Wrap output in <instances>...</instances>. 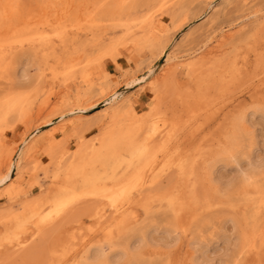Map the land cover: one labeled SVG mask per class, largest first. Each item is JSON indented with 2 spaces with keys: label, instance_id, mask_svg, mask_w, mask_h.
I'll return each instance as SVG.
<instances>
[{
  "label": "rangeland",
  "instance_id": "374dc122",
  "mask_svg": "<svg viewBox=\"0 0 264 264\" xmlns=\"http://www.w3.org/2000/svg\"><path fill=\"white\" fill-rule=\"evenodd\" d=\"M204 57L191 75L186 64ZM112 92L130 107L104 112ZM163 121L182 132L140 183L126 179L127 197L114 208L92 196L85 179L114 188V163L127 158H93L108 133L147 140ZM26 133L51 148L25 158L23 193L9 185L0 196V264H95L102 251L107 264H264V178L240 185L264 161V0H0V173ZM61 193L69 205L55 203Z\"/></svg>",
  "mask_w": 264,
  "mask_h": 264
},
{
  "label": "bare ground",
  "instance_id": "6f19581e",
  "mask_svg": "<svg viewBox=\"0 0 264 264\" xmlns=\"http://www.w3.org/2000/svg\"><path fill=\"white\" fill-rule=\"evenodd\" d=\"M123 1V0H122ZM66 3V2H65ZM124 3V2H123ZM122 3V4H123ZM35 5V4H34ZM122 6V5H121ZM34 8V7H33ZM81 8H82V6H81ZM10 9V8H9ZM46 9V8H45ZM67 10V9H66ZM84 10V9H83ZM7 11V10H6ZM10 11H12V10H10ZM78 11H79V9L77 8V10H76V13H78ZM7 13H10V12H8L7 11ZM30 13V12H29ZM11 14H13V13H11ZM10 15V14H9ZM59 17V16H58ZM67 18V17H66ZM82 18V17H81ZM83 20V19H82ZM51 27H52V25H51ZM219 35V34H218ZM211 41V40H210ZM216 41V40H215ZM222 42V41H221ZM210 44V43H209ZM222 44V43H221ZM221 46V45H220ZM223 47V46H222ZM219 48V47H218ZM219 49H217V51H218ZM210 52H208V54H207V56H208V58H209V56H212L215 52H216V49H214V50H209ZM166 56V58H167V60H166V65H165V67L164 68H162L161 70H165V68L167 69V67L166 66H168L169 65V63L170 62H172L173 61V59L171 60L170 59V55L167 53V54H165L164 53V50L161 52V57L162 56ZM204 55V54H203ZM160 56V55H159ZM158 56V57H159ZM198 56V55H197ZM201 56H202V54H201ZM203 57V56H202ZM206 57H204V58H202L203 60H205V63H204V61L203 60H200V58H199V60H200V62L198 61V63H195V64H192L191 66H189L188 64H186V67L189 69V73L192 75L193 73H195L197 70H198V68H202L201 70H205V64H206V59H205ZM175 59V58H174ZM188 59V58H187ZM184 60H186V59H184ZM201 61H203V62H201ZM208 61V60H207ZM233 62V61H232ZM177 63V62H176ZM180 62H178L177 64H175V62H173L172 64L173 65H176L175 67H173L172 68V65L169 67V69L168 70H170V71H172L173 73H175L176 75L178 74V71H179V69H181V65L182 64H184V61H182L180 64H179ZM187 63V62H186ZM190 63V62H189ZM225 63V62H224ZM17 65V64H16ZM209 65V64H208ZM208 65H207V67H208ZM221 65V64H220ZM223 65V64H222ZM221 65V66H222ZM217 67V66H216ZM221 68V67H220ZM231 68V67H230ZM246 68V67H245ZM175 69V70H174ZM210 69V68H209ZM150 70V71H149ZM148 71H149V78H152V77H157V73H156V70H155V72H154V70L153 69H149ZM167 71V70H166ZM186 71H187V69H186ZM199 71H200V69H199ZM207 71V70H206ZM210 71H211V69H210ZM169 72V71H168ZM170 73L171 74V76L173 77V73ZM165 73V72H164ZM199 73V72H198ZM214 73V72H213ZM159 74V73H158ZM167 74V72L165 73V75ZM186 74H188L187 72H186ZM200 74H201V72H200ZM204 74V73H203ZM30 75V74H29ZM169 75V74H168ZM167 75V76H168ZM176 75H174V76H176ZM167 76H165L166 78H167ZM170 76V75H169ZM203 76V75H202ZM177 77V76H176ZM204 77V76H203ZM12 78V77H11ZM153 79V78H152ZM164 79V78H163ZM139 80V79H138ZM147 80H148V77H144L143 79H140L139 81H140V83H144L145 84V82H146V84H148L147 83ZM166 80V79H165ZM166 82V81H165ZM137 83V82H136ZM150 83H151V81H150ZM163 83H164V81H163ZM207 83V82H206ZM151 86H153V88H154V85H155V83L153 84V83H151L150 84ZM213 85V84H212ZM15 86V85H14ZM153 88H152V90H153ZM155 88H157L156 86H155ZM203 88V87H202ZM203 89H205V88H203ZM202 90V89H201ZM114 92V91H113ZM112 92V94H108V97L106 98V99H104V101L102 102V104H105V106L107 107V109H105L104 110V112H107V111H109V110H117L121 105H126L125 104V101H127V99H119L120 98V96H118L117 95V93H113ZM117 92V91H116ZM189 92V91H188ZM202 93V92H201ZM199 94H200V92H199ZM43 96V95H42ZM51 97V96H50ZM121 97H123V96H121ZM48 98V97H47ZM131 98V97H130ZM50 99L51 98H48V100H46V101H50ZM133 99V98H132ZM130 100V99H129ZM209 100V99H208ZM131 103V101H129V102H127V104H128V108L130 107V104ZM51 105H52V102H51ZM50 105V106H51ZM49 106V107H50ZM85 107H87V106H85ZM84 107V110L86 109V110H89L90 108H93L94 107V105H90V107H88V108H85ZM96 107V106H95ZM80 109V108H79ZM81 110V109H80ZM112 110V111H113ZM134 110V109H133ZM136 111V110H135ZM82 112H83V110H82ZM85 112V111H84ZM118 113L119 112H117V115H118ZM157 113V112H156ZM166 113H167V111H166ZM248 113V112H247ZM246 113V114H247ZM115 114V113H114ZM122 114V113H121ZM127 115V114H126ZM119 116V115H118ZM237 116V115H236ZM244 116V115H243ZM245 117V116H244ZM126 118V117H125ZM66 119V118H65ZM121 119V118H120ZM245 119V118H244ZM67 120V119H66ZM126 121V120H125ZM67 122V121H66ZM164 122V121H163ZM168 122V121H167ZM238 122H239V120H238ZM247 122V121H246ZM65 123V122H64ZM165 123V122H164ZM163 123V126H160V125H158V124H156V125H154L153 127H152V130H150V132H151V136L150 137H152V138H150V139H147V140H140V137H143V136H140L139 137V133L137 132L138 131V129L137 130H135V129H130V128H123L124 129V131L122 132V133H120V135L119 134H117V133H115V132H113V131H110L109 133H108V136L106 137V138H104L102 141H101V145H100V148H99V150H96V152L94 153V156H93V158L97 161V162H99V163H103L104 165H106L107 163H108V161H111L112 159H117L118 157H117V155L116 154H118L117 153V151L118 150H124V151H126L127 152V158L125 159V160H119V159H117L116 161H115V165H116V168L114 169V173L113 172H111V173H113L114 174V176H113V178H112V176H111V178L114 180V182H115V186H114V188L113 187H109V186H105L106 187V189H103V188H101V184H100V182L99 181H103L104 180V178H99V179H97V177L96 176H91V177H88L87 179H85L86 180V183H89V184H91V186H92V188H91V193H92V196H95L96 198L97 197H104V198H106L109 202H111V204H112V206L115 208V206H117V203H119V202H121V199L122 198H124V197H127V195L129 194V192H130V190L132 189V188H130L129 187V189L126 187L128 184L126 183V186L125 185H123L124 184V182H126L127 180V178H129L130 179V177H133V179L131 180L132 181V183L133 182H137V183H140V182H138L139 180H141V175H142V172L145 170V169H147L148 167H150V166H152L153 164H155V162L157 161V159H158V156H159V153H161V152H163L164 151V145H165V141L166 140H168V139H172V137H173V129H174V126L173 127H171V125L173 124V122H172V124L170 125V124H168V123H165V124H167V125H169V126H165V124ZM169 123H170V121H169ZM236 123V122H235ZM45 124V123H44ZM186 124V123H185ZM128 125V124H127ZM143 125V124H142ZM244 125V124H243ZM61 126H65V124L64 125H61ZM129 126V125H128ZM138 126V125H137ZM177 126V125H176ZM231 126V125H230ZM185 127H187V126H185ZM235 128V127H234ZM185 129V128H184ZM236 129H238V128H236ZM236 129H235V131H236ZM63 130V129H62ZM140 130V129H139ZM178 130V132H179V135H180V133L182 132V130L181 131H179V128H177V129H174V131H177ZM240 130H241V128H240ZM239 130V131H240ZM30 131V130H29ZM28 131V132H29ZM117 131V130H116ZM237 132V131H236ZM174 134H175V132H174ZM28 133H26L25 135H24V137L22 138V141H24L25 140V148H24V150H23V152L22 153H20V155H19V157H18V161L17 162H14V158H11V159H9V161H8V163H7V165H6V170H5V172L4 173H0L1 175H0V196H2V194H4V188L5 187H7V186H9V185H13L14 187H15V189H14V191L15 192H17L16 190H20L21 189V184L20 185H18V184H16V182H18L19 180H21V179H19L18 181H16L15 180V176L16 175H20V174H24V172H25V170H26V168L23 166V163H24V160H25V158L26 157H30V154H35V155H37L38 154V152L41 150V149H43V151H46V149H50L51 148V142L47 139H45V141H43V140H38V138H37V136H34V135H29ZM140 135H141V133H140ZM177 135V134H176ZM153 136H155L156 138H157V140L155 141V140H153ZM232 135H230V137H231ZM39 137V136H38ZM174 137H177V136H174ZM224 137V136H223ZM49 138V137H48ZM97 138V137H96ZM159 138V139H158ZM142 139V138H141ZM155 139V138H154ZM2 140V139H1ZM165 140V141H164ZM168 141H170V140H168ZM62 142V141H61ZM68 142V141H67ZM151 142H153V144H151ZM162 142L164 143V144H162ZM172 143H173V141H171ZM175 142V141H174ZM155 143V144H154ZM167 143V142H166ZM170 143V142H169ZM59 144V143H58ZM82 144V143H81ZM80 145V144H79ZM166 146L167 145H165V148H166ZM169 146V145H168ZM167 146V147H168ZM172 146V145H171ZM174 148V147H173ZM58 149V148H57ZM220 149V148H219ZM18 150L19 149H17V148H15V152L17 153L18 152ZM63 150V149H62ZM188 150V149H187ZM53 151V150H52ZM59 151V150H58ZM61 151V150H60ZM78 151H80V149L78 150ZM77 151V152H78ZM224 151V150H223ZM51 152V151H50ZM62 153V152H61ZM60 153V154H61ZM182 153H184L183 151H182ZM182 153H179L180 154V156L182 157ZM187 153V152H186ZM53 154V153H52ZM215 154V153H214ZM252 154V153H251ZM56 155V154H55ZM73 155V154H72ZM177 155V154H176ZM175 155V156H176ZM179 156V157H180ZM185 156V154H183V157ZM219 156V155H218ZM236 156V155H235ZM32 157V156H31ZM57 157H59V156H57ZM67 157V156H66ZM84 157V155L83 156H80V159H84L83 158ZM182 157V158H183ZM79 158V157H78ZM178 158V157H177ZM52 159V158H51ZM59 159H60V157H59ZM58 159V160H59ZM85 159H87V158H85ZM36 160V159H35ZM38 160V159H37ZM61 160V159H60ZM181 160V159H180ZM248 160V159H247ZM64 161V160H63ZM236 161V160H235ZM260 161V160H259ZM32 162V161H31ZM82 162V161H81ZM33 163V162H32ZM37 163V162H36ZM83 163H84V161L82 162V165H83ZM179 163H180V161H179ZM259 163V162H258ZM218 164V163H217ZM60 165V164H59ZM124 165V168H125V171H124V173H123V175H121V176H116L117 175V170H118V168H120V167H122ZM239 165V164H238ZM249 166H251L250 164H249ZM185 166H183V168H184ZM252 167V166H251ZM253 167H255V166H253ZM37 168H39V167H37ZM80 168V167H79ZM209 168V167H208ZM249 168V167H248ZM247 168V169H248ZM13 169L16 171L15 172V174H14V172H13ZM153 169V168H152ZM152 169H151V171H152ZM182 169V168H181ZM238 169V168H237ZM146 171V170H145ZM144 171V172H145ZM143 172V173H144ZM178 172V171H177ZM209 172V171H208ZM26 173H28V171L26 172ZM38 173V172H37ZM37 173H35L36 175L35 176H37ZM214 173V172H213ZM212 173V174H213ZM216 173V172H215ZM183 174V173H182ZM32 176V175H31ZM107 176V175H106ZM22 177V176H21ZM107 177H109V176H107ZM65 178V177H64ZM18 179V178H17ZM209 179V178H208ZM37 180V179H36ZM154 181V180H153ZM152 181V182H153ZM177 181H178V179H177ZM158 182V181H157ZM36 183V182H35ZM154 183H156V182H154ZM114 184V183H113ZM176 184V183H175ZM17 185V186H16ZM23 186H25L24 185V183L22 184ZM37 185V184H36ZM132 185H134V184H132ZM113 186V185H112ZM125 186V187H124ZM131 186V185H130ZM156 186V185H155ZM154 186V187H155ZM167 186V185H166ZM29 187V186H28ZM34 187H35V184H34ZM53 187V186H52ZM104 187V188H105ZM134 187H135V185H134ZM30 188H31V186H30ZM159 188V187H158ZM163 188V187H162ZM13 189V188H12ZM134 189V188H133ZM132 189V190H133ZM9 190V189H8ZM41 190V189H40ZM50 190V189H49ZM105 190H107L106 192H105ZM147 190V189H146ZM196 190V189H195ZM13 191V190H12ZM12 191H11V193H12ZM26 191H27V189H26ZM182 191V190H181ZM15 192H14V194H15ZM20 192H22V189L19 191V192H17V193H20ZM50 192V191H49ZM49 192H47L46 191V193H48V194H50ZM23 193V192H22ZM43 193V192H42ZM41 193V194H42ZM75 191H73V194L70 196V197H72L73 195H75ZM182 193V192H181ZM198 193V192H197ZM41 194H38V195H41ZM48 194H46V195H48ZM163 194V193H162ZM165 194H167V193H165ZM164 194V195H165ZM19 195V194H18ZM26 195V194H25ZM37 194L35 195V196H33V197H35L36 199L37 198H41V196L40 197H37L38 196ZM45 195V196H46ZM168 195H169V193H168ZM196 195V194H195ZM198 195V194H197ZM7 196H9V195H6V197ZM61 196V197H60ZM60 196L59 197H57V199H54L55 200V203L56 204H59V203H62L63 205H66V203H67V205H69L68 203H69V200H70V197L68 196V197H66V198H64V197H62L63 196V193H61L60 194ZM161 196V195H160ZM167 195H165V197H166ZM194 196V195H193ZM21 197V196H20ZM81 197V196H80ZM152 197V196H151ZM69 200H68V199ZM34 199V198H33ZM75 199V198H74ZM35 200V199H34ZM123 200V199H122ZM193 200V199H192ZM198 200V199H197ZM187 201V200H186ZM7 202V201H6ZM27 202V201H26ZM145 202V201H144ZM174 202V201H173ZM201 202V201H200ZM31 203V202H30ZM110 204V203H109ZM140 204V203H139ZM25 205V204H24ZM62 205V206H63ZM66 205V206H67ZM123 205V204H122ZM5 206V205H4ZM12 206H14V205H12ZM62 206H60V207H62ZM145 206V205H144ZM125 207V206H124ZM127 207V206H126ZM136 207H137V205H136ZM148 207V206H147ZM12 207L11 206H9V207H6V209H8V210H10ZM56 208V207H55ZM59 208V207H58ZM67 208V207H66ZM65 208V209H66ZM119 208V207H118ZM118 208L116 207V212H114V214H112V215H115V218L116 217H120V215H121V212H120V210H118ZM57 209V208H56ZM63 209V208H62ZM120 209V208H119ZM185 209V208H184ZM2 210H5V209H2ZM59 210V209H58ZM124 210V209H123ZM132 210V209H131ZM198 210V209H197ZM14 211V210H13ZM12 211V212H13ZM16 211V210H15ZM21 211V210H20ZM34 211V210H33ZM39 211V210H38ZM44 211V210H43ZM11 212V213H12ZM61 212H62V210H61ZM64 212H65V210H64ZM126 212V211H125ZM58 213V212H57ZM60 213V212H59ZM8 214V213H7ZM15 214H16V212H15ZM62 214V213H61ZM46 215V214H45ZM8 216V215H7ZM121 216H123V215H121ZM131 216V215H130ZM134 216V215H133ZM59 217H60V215H59ZM123 217H125V216H123ZM132 217V216H131ZM3 218V217H2ZM6 218V217H5ZM114 218V219H115ZM122 218V217H121ZM39 219V218H38ZM40 220V219H39ZM113 221V220H112ZM116 221V220H115ZM123 221V220H122ZM46 222H48V221H46ZM112 223V222H111ZM120 223V222H119ZM35 224H37V223H35ZM40 224V223H39ZM43 224V223H42ZM48 223H46V225H47ZM49 225V224H48ZM125 226V225H124ZM39 227V226H38ZM42 227V226H41ZM123 227V226H122ZM127 230V229H126ZM1 233V232H0ZM71 237V236H70ZM74 238V237H73ZM230 242V241H229ZM229 246V245H228ZM93 247V246H92ZM90 248V247H89ZM88 248V249H89ZM94 252V251H93ZM99 252V251H98ZM213 253H215V252H213ZM93 254V253H92ZM7 256H8V254H7ZM83 256V255H82ZM93 256H95V254L93 255ZM92 257V256H91ZM96 258H97V254H96V257H95V260H96ZM54 260V259H53ZM88 260V259H87ZM66 261V260H65ZM64 261V262H65ZM78 262V261H77ZM80 263V262H79ZM83 263V262H82ZM144 263V262H143Z\"/></svg>",
  "mask_w": 264,
  "mask_h": 264
},
{
  "label": "clouds",
  "instance_id": "9594fccd",
  "mask_svg": "<svg viewBox=\"0 0 264 264\" xmlns=\"http://www.w3.org/2000/svg\"><path fill=\"white\" fill-rule=\"evenodd\" d=\"M261 178H264V161H262L260 164H258L255 168H250L248 170L242 171L240 173V180H241V186H252L254 185L258 180ZM234 187H236V181L235 180H229L227 181L223 186H221L222 194L227 195ZM144 242H140L135 249H133V253H139L144 248ZM95 264H107V253L101 252L97 259ZM120 264H127V258L121 257L120 258ZM208 264H215L213 260H209Z\"/></svg>",
  "mask_w": 264,
  "mask_h": 264
}]
</instances>
